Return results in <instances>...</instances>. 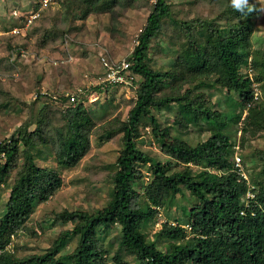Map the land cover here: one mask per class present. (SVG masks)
<instances>
[{"label":"trees","instance_id":"1","mask_svg":"<svg viewBox=\"0 0 264 264\" xmlns=\"http://www.w3.org/2000/svg\"><path fill=\"white\" fill-rule=\"evenodd\" d=\"M199 1L213 16L182 18L167 0H53L28 25V35L38 31L44 43L57 22L66 24L61 33L71 34L76 19L107 14L110 24L117 27L115 18L119 13L129 8H148L136 43L124 56L130 62L131 81L127 86L135 93L133 103L123 120H109L106 125L120 135L113 170L107 172V201L93 212H59L57 216L63 223L72 226L63 229L50 247L23 256L1 251L0 264H65L60 258L69 259L71 264H103L108 250L100 234L112 225L120 228L119 249L111 258L112 264H127L121 247L134 256L137 264H264V148L250 158L246 156L255 166L248 176L252 177L249 185L234 164L237 142L241 164L248 171L243 140L264 132V97L252 100L251 85L254 80L264 87V54L259 59L250 56L258 13L253 8L238 11L230 0ZM248 2L254 7L252 1ZM32 7L37 9L39 0H34ZM55 7L58 11H52ZM79 8L84 10L83 16L77 13ZM50 9L52 14H46ZM46 18L53 23L44 27ZM166 19L172 25H167ZM165 33L174 41L177 69L172 64L157 69L149 63L152 43ZM87 50L84 48V56ZM108 53L115 58L112 50ZM95 54L100 53L95 50ZM241 68L251 75L242 74ZM118 85L94 86L101 92ZM220 89L226 92L224 106L210 98L211 92ZM59 99L63 107L42 104L33 119L0 140V190L2 184L9 188L0 218V250L11 241L33 206L61 186L58 170L37 163L35 157L45 154L46 147L57 165L74 167L90 147L95 120L84 105L86 95L74 102L64 94ZM171 103H176L191 121L202 119L209 124V133L205 139L193 141L187 137L185 127L177 125L178 135L174 136L170 125H162L151 114L146 132L154 136L162 155L167 156V160L157 159L137 145L145 131L141 119L152 109L161 110ZM244 108L246 114L239 127L242 139L236 141L222 126L230 119L229 110L236 111L233 117L239 121ZM31 124L33 129H29ZM176 164L183 167L175 168ZM13 169V180L7 183L6 177ZM182 187L193 196L184 213L189 228L179 221H163L157 235L170 241L164 250L147 238L143 228L159 208L165 207L167 193L175 195ZM246 191L253 197L245 198ZM143 201L145 213L140 208ZM70 236L77 237V245L71 252L59 254Z\"/></svg>","mask_w":264,"mask_h":264},{"label":"rangeland","instance_id":"2","mask_svg":"<svg viewBox=\"0 0 264 264\" xmlns=\"http://www.w3.org/2000/svg\"><path fill=\"white\" fill-rule=\"evenodd\" d=\"M33 1L0 0V140L9 136L31 118L33 119L42 104L48 102L54 107H63L64 105H60L59 95L66 96V93H72L78 88H81L86 95L83 102L92 113L95 124L90 134V147L74 167L57 165L46 147L43 148L45 154L35 157L37 163L55 167L61 176L62 183L46 200L37 202L33 206V210L25 217L23 224L11 236L8 248L3 250L20 256L44 252L63 229L72 226L69 222L63 223L57 216L59 212L63 210L93 212L107 201V189L110 184L107 172L113 170V162L120 147V135L106 125L109 120L119 121L126 117L135 93L126 85H118L116 88L104 89L101 92L96 90L95 86L103 75V68L99 66L100 62L95 50L99 53L103 51L108 53L112 50V55L115 57L128 54L136 43L137 32L148 14L147 7L129 8L116 16L117 27L110 24L107 14H89L75 20L71 34L61 33L66 29L62 25L66 24L57 22L50 38L43 43L44 36L38 31L29 35L26 32L28 26H25V16L33 9ZM153 1L149 0L150 3ZM250 1L254 3L252 8L258 13L254 19V30L251 34L250 42L253 49L250 56L259 59L264 54V0ZM167 2L182 18L213 16L199 0H167ZM54 6L53 4L51 7ZM54 10L58 11L56 7L52 9ZM77 13L83 16L84 10L79 8ZM46 14H52L51 9ZM228 19L229 17L225 18V20ZM52 23L49 18H46L43 25L46 27ZM165 23L170 25L172 22L166 19ZM17 28L18 32H12ZM84 48L89 49L86 56L83 54ZM149 51L151 55L149 63L152 67L158 69L172 64L175 69L178 68L174 56L176 47L169 33L161 35L158 41L153 42ZM240 71L242 74L247 73L242 68ZM251 85L258 91V95L264 97V87L254 80ZM83 94L78 93V98L82 99ZM236 95L234 94L235 97ZM210 98L224 106L226 92L224 89L211 92ZM151 114L155 115L162 125H170L174 136L178 135L177 125L184 126L187 137L193 141L202 140L208 136L206 127L209 124L202 119L199 122L191 121V117L180 111L176 103H171L170 107L164 106L161 110L152 109L151 113H145L142 116V129L145 131L136 142L138 147L148 151L157 159L167 160V156L162 155L154 136L146 132L150 127ZM236 114V111L229 110L227 116L230 119L222 126V130L229 132L237 141L242 138L239 131L241 118L235 121L233 115ZM33 127L34 125L31 124L29 129ZM235 145L237 148V142ZM236 148L235 154L239 155L240 145ZM263 148L264 132L243 140L242 150L245 157L250 158L252 154ZM247 157L248 171L246 173L249 176L255 166L254 161H249ZM189 165L194 171L197 170L194 165ZM174 167L183 166L176 164ZM15 169L6 177L7 183L13 180ZM8 194L7 184H2L0 218L5 211ZM192 197V193L185 187H182V191L175 195L168 192L165 207L159 208L156 215L143 228L147 238L167 250L170 241L162 238L160 234L157 235L158 231L163 221L170 223L179 221L188 229L184 213L191 206L188 201ZM140 206L145 213V202H141ZM102 230L100 238L108 250L103 264H112L111 258L119 249L117 242L120 228L118 225H112ZM76 245V236L66 238L59 254L71 252ZM120 253L127 264H137L134 256L128 254L123 247L120 248ZM60 259L65 264H71L67 258Z\"/></svg>","mask_w":264,"mask_h":264},{"label":"built area","instance_id":"3","mask_svg":"<svg viewBox=\"0 0 264 264\" xmlns=\"http://www.w3.org/2000/svg\"><path fill=\"white\" fill-rule=\"evenodd\" d=\"M51 1L52 0H39V7L37 9L32 10L29 14H27L26 20H25V26H28L32 22L33 19L38 17L40 9L48 5V3ZM12 32H18V28L15 30H12ZM98 59H99V62L101 63V67L103 68V72H102L103 75L101 79L98 81L97 83L98 85L101 86V84L106 85L109 83H117V84H121L122 86H125V85L127 86L130 84L131 75H130V72L128 71L130 62L126 60L124 56L112 58L109 53H105L103 51V52H100V54L98 55ZM78 93L83 94L84 92L81 88H78L76 89V91L72 93H66V96H68V101L69 102L76 101L78 98ZM257 99H258V92L255 91L253 95V100H257ZM250 103L251 101L247 103V106H249ZM234 160H235L234 164H235V167L237 168V171L244 178L248 179L247 184L249 185V177L247 173L244 171L243 166L241 164V158L239 155H237V153L236 154L234 153ZM245 197L252 198L253 193L250 191H246ZM8 246H6V248H8Z\"/></svg>","mask_w":264,"mask_h":264},{"label":"clouds","instance_id":"4","mask_svg":"<svg viewBox=\"0 0 264 264\" xmlns=\"http://www.w3.org/2000/svg\"><path fill=\"white\" fill-rule=\"evenodd\" d=\"M230 5H231L234 9H236V10H238V11H241V12L245 11V9H247V11H252V10H253L252 7L249 5L248 0H230ZM247 73L251 75L250 72L247 71ZM255 91H257V90H254V91H253V95H254V92H255ZM257 92H258V91H257ZM260 97H261V95L259 94V95H258V99H259ZM252 100H253V96H252ZM252 100H251V101H252ZM246 107H248V106L246 105ZM245 114H246V108H244L243 111H242V114H241V117H240L241 120L244 118ZM245 198H246V197H245ZM245 198H244V200H243L244 204L246 203V202H245ZM8 245H10V242L7 243V244L5 245V248H4V249H6V246H8ZM4 249H3V250H4ZM3 250H0V252L3 251Z\"/></svg>","mask_w":264,"mask_h":264}]
</instances>
